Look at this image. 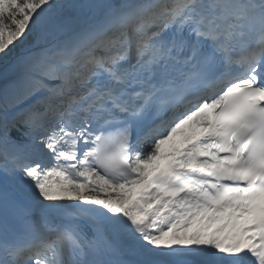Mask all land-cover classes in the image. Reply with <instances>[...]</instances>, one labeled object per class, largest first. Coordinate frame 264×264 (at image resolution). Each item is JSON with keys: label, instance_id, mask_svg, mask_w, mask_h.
I'll return each mask as SVG.
<instances>
[{"label": "snow or ice", "instance_id": "6c2138e0", "mask_svg": "<svg viewBox=\"0 0 264 264\" xmlns=\"http://www.w3.org/2000/svg\"><path fill=\"white\" fill-rule=\"evenodd\" d=\"M0 264H264V0H0Z\"/></svg>", "mask_w": 264, "mask_h": 264}, {"label": "rangeland", "instance_id": "374dc122", "mask_svg": "<svg viewBox=\"0 0 264 264\" xmlns=\"http://www.w3.org/2000/svg\"><path fill=\"white\" fill-rule=\"evenodd\" d=\"M101 195H103V194H101Z\"/></svg>", "mask_w": 264, "mask_h": 264}]
</instances>
